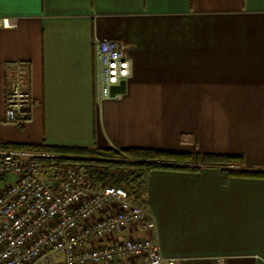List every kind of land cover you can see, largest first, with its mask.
Listing matches in <instances>:
<instances>
[{
	"label": "crops",
	"instance_id": "obj_1",
	"mask_svg": "<svg viewBox=\"0 0 264 264\" xmlns=\"http://www.w3.org/2000/svg\"><path fill=\"white\" fill-rule=\"evenodd\" d=\"M0 18L11 21L0 26V145L235 155L264 169V0H0ZM95 38L129 60L118 97L97 99ZM15 61L30 68L20 125L4 120ZM199 167L150 171L138 201L154 230L119 237L150 235L174 264H264V178L222 183L228 166Z\"/></svg>",
	"mask_w": 264,
	"mask_h": 264
},
{
	"label": "built area",
	"instance_id": "obj_2",
	"mask_svg": "<svg viewBox=\"0 0 264 264\" xmlns=\"http://www.w3.org/2000/svg\"><path fill=\"white\" fill-rule=\"evenodd\" d=\"M0 18V26H10ZM98 100L118 97L130 63L111 39L92 42ZM6 122L29 117L32 97L28 62L8 64ZM21 152L0 149V264H174L157 240L120 236L128 226L152 232L154 222L127 188L93 184L79 167L60 169ZM215 264H222L217 259Z\"/></svg>",
	"mask_w": 264,
	"mask_h": 264
},
{
	"label": "trees",
	"instance_id": "obj_3",
	"mask_svg": "<svg viewBox=\"0 0 264 264\" xmlns=\"http://www.w3.org/2000/svg\"><path fill=\"white\" fill-rule=\"evenodd\" d=\"M10 150H25L37 154L34 159L60 169L81 168L93 184L105 182L127 188L136 200L140 199L147 175L152 170L199 171L200 164H221V182L230 177L264 178V169L242 167L243 159L235 155L189 153L151 148H79L47 145L16 146L4 144ZM237 167H230V166Z\"/></svg>",
	"mask_w": 264,
	"mask_h": 264
},
{
	"label": "water",
	"instance_id": "obj_4",
	"mask_svg": "<svg viewBox=\"0 0 264 264\" xmlns=\"http://www.w3.org/2000/svg\"><path fill=\"white\" fill-rule=\"evenodd\" d=\"M123 85H124V82L120 83L118 86L112 87L111 88V94H113V90H117L118 91V89L121 88Z\"/></svg>",
	"mask_w": 264,
	"mask_h": 264
},
{
	"label": "rangeland",
	"instance_id": "obj_5",
	"mask_svg": "<svg viewBox=\"0 0 264 264\" xmlns=\"http://www.w3.org/2000/svg\"><path fill=\"white\" fill-rule=\"evenodd\" d=\"M43 165H45V164H43ZM140 199H141V196H140Z\"/></svg>",
	"mask_w": 264,
	"mask_h": 264
}]
</instances>
